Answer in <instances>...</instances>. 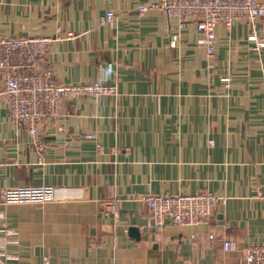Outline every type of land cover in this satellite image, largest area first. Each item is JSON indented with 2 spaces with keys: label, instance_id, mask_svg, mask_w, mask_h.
<instances>
[{
  "label": "crops",
  "instance_id": "obj_1",
  "mask_svg": "<svg viewBox=\"0 0 264 264\" xmlns=\"http://www.w3.org/2000/svg\"><path fill=\"white\" fill-rule=\"evenodd\" d=\"M150 1L0 0V35L50 37L37 65L57 81L116 89L62 99L34 137L0 100V195L49 185L56 196L0 197V237L18 264H238L264 243V47L248 38L264 40V25L216 24L210 68L193 25L172 44L173 20L138 14ZM201 191L220 199L204 221L144 229L142 194ZM108 199L116 216L100 213Z\"/></svg>",
  "mask_w": 264,
  "mask_h": 264
},
{
  "label": "built area",
  "instance_id": "obj_2",
  "mask_svg": "<svg viewBox=\"0 0 264 264\" xmlns=\"http://www.w3.org/2000/svg\"><path fill=\"white\" fill-rule=\"evenodd\" d=\"M140 15L160 13L175 22L178 31L172 36L173 44L180 31L193 25L199 36L197 45L207 57V65L215 62V26L231 27L236 21L249 23L253 28L258 20L264 25V3L261 0H152L137 7ZM107 12L105 23L113 20ZM67 36H72L67 33ZM254 41V49L264 47V40L248 37ZM51 38L45 35L8 37L0 35V100L8 106L10 117L34 137L46 119L57 120L60 116L62 99L87 95H114V86L102 85L96 81L77 84L60 83L49 68L39 67L31 60L40 61L45 57ZM224 81L228 77L222 78ZM99 147V144H97ZM54 188L49 185H30L7 188L1 192L4 203H45L55 199ZM220 199L209 191L194 194H151L140 196V202L148 210L150 218L144 229L160 231L166 226H195L204 221L217 206ZM117 200L100 202V213L116 216ZM4 218L0 213V219ZM7 234H14L5 229ZM213 238V235H209ZM7 240L0 237V257L6 264H18L17 257L5 251ZM224 249H232L233 242L225 239ZM238 264H264V243L249 244L238 256Z\"/></svg>",
  "mask_w": 264,
  "mask_h": 264
},
{
  "label": "trees",
  "instance_id": "obj_3",
  "mask_svg": "<svg viewBox=\"0 0 264 264\" xmlns=\"http://www.w3.org/2000/svg\"><path fill=\"white\" fill-rule=\"evenodd\" d=\"M30 61H31V62H34V63H35V62L37 63V61H35V60H31V59H30Z\"/></svg>",
  "mask_w": 264,
  "mask_h": 264
},
{
  "label": "rangeland",
  "instance_id": "obj_4",
  "mask_svg": "<svg viewBox=\"0 0 264 264\" xmlns=\"http://www.w3.org/2000/svg\"><path fill=\"white\" fill-rule=\"evenodd\" d=\"M24 186H30V185H24Z\"/></svg>",
  "mask_w": 264,
  "mask_h": 264
}]
</instances>
